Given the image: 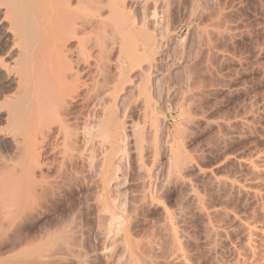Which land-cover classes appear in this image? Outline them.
<instances>
[{"label": "rangeland", "instance_id": "obj_1", "mask_svg": "<svg viewBox=\"0 0 264 264\" xmlns=\"http://www.w3.org/2000/svg\"><path fill=\"white\" fill-rule=\"evenodd\" d=\"M109 1L104 17L116 32L90 33L96 35L90 38L103 37L105 55L118 35L130 48L146 47L118 88L123 90L117 119L125 126L133 123V129L121 143L124 156H113L118 171L111 189L101 199L97 165L110 151L96 141H74L66 165L58 159L60 173L65 170L58 180L67 179L62 194L28 211L32 215L23 234L30 239L0 261L238 264L246 235L236 218L264 225V173L252 167L264 169V0ZM93 17L89 8V20ZM110 57L100 72L101 84L87 77L91 90H101L115 72V55ZM144 109L151 113L146 122L140 117ZM108 110V118L116 117L112 104ZM89 111L90 122L96 121L94 107ZM75 147L88 157L96 154L97 169L78 162L81 152ZM237 186H246L248 193ZM104 202L119 212L114 221L102 211ZM5 228L0 239L7 242L12 230ZM170 231L178 250L167 237ZM46 253H51L48 260L40 258Z\"/></svg>", "mask_w": 264, "mask_h": 264}, {"label": "bare ground", "instance_id": "obj_2", "mask_svg": "<svg viewBox=\"0 0 264 264\" xmlns=\"http://www.w3.org/2000/svg\"><path fill=\"white\" fill-rule=\"evenodd\" d=\"M105 2L106 0H0V43H4V47H0V230L5 227L12 230L7 242L0 239V256L28 242L29 233L23 234L30 220L29 216L32 215L28 211L31 209L30 211L36 212L39 207L44 206V201L46 205L64 187L61 186L67 180L65 176L63 175L65 182L58 180L62 179L61 175L65 171L63 169V173H60V164L66 165L67 152L71 151L74 141L75 144H82L80 140H88L87 143L90 140L96 141L93 144L99 142L100 149L110 151H106L103 164V159L99 161L101 165L96 162L99 167L97 169L94 162L98 156L92 154L95 148L91 147L92 155L89 154L88 157L85 149L75 147L81 152L80 156L77 155V161L84 165L88 163L89 168L95 167L93 169L98 170L96 173L100 179L101 199H105L104 192L110 188L114 179L117 169L114 168L113 156L120 152L122 154L124 147L121 143L125 141L127 130L133 129L132 122L125 126L126 123L121 124L117 119L116 108L121 102L120 92L123 90L119 91L118 88L124 84V75L129 68L134 67L139 53L146 50V45L145 48L142 45V48H138L139 44L138 47L130 48L125 42L126 39L118 35L121 38L113 39L110 55H105L103 37H93L92 40L90 37L93 34L89 36L90 33L104 36V33L116 32V28L108 23V17H104L108 13ZM89 8L94 15L91 20L88 18ZM104 9L106 12H103ZM111 12L110 10L109 13ZM119 28L121 31V26ZM111 52L115 55V60L112 59L115 62V72L103 80L105 86L102 85L101 90L93 91L87 77L92 76L91 79L101 84L100 72L106 65L104 63L111 60ZM148 90L146 88L144 91L150 97ZM78 103L80 109L75 111V107L79 108L76 106ZM111 104L115 107L116 117L110 115L108 118ZM92 107L93 119H96L94 122H90L91 115L87 114V110ZM140 117L146 122L151 118V113L144 109ZM58 159L62 160L60 164ZM69 162L68 165L71 163ZM252 167L256 174L264 173V169L260 170L257 165ZM55 171L59 176H53ZM237 187L241 191L248 189H245L246 186ZM248 191L249 189L246 192ZM252 194L259 198L262 195L257 191ZM102 205V211L110 212L112 221L117 219L119 212L116 213L105 202ZM16 216L17 220L13 221ZM262 218L264 220V214ZM236 219L238 227L246 235L245 242L243 241L244 253L238 254L243 258L238 264H264V225L256 226L254 223ZM167 237L174 249L178 250L174 231L168 232ZM49 254L40 258L47 259L51 256ZM23 261L14 264H42L37 259ZM0 264L4 263L0 261Z\"/></svg>", "mask_w": 264, "mask_h": 264}]
</instances>
